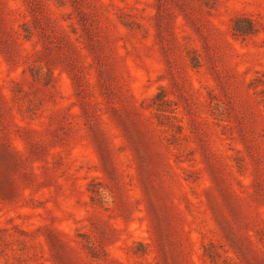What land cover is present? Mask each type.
<instances>
[{"label":"rangeland","instance_id":"obj_1","mask_svg":"<svg viewBox=\"0 0 264 264\" xmlns=\"http://www.w3.org/2000/svg\"><path fill=\"white\" fill-rule=\"evenodd\" d=\"M0 264H264V0H0Z\"/></svg>","mask_w":264,"mask_h":264}]
</instances>
